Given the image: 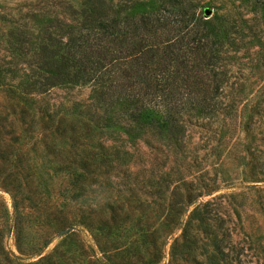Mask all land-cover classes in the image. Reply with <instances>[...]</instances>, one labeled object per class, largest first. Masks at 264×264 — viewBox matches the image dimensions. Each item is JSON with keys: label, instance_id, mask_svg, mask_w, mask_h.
<instances>
[{"label": "rangeland", "instance_id": "rangeland-1", "mask_svg": "<svg viewBox=\"0 0 264 264\" xmlns=\"http://www.w3.org/2000/svg\"><path fill=\"white\" fill-rule=\"evenodd\" d=\"M187 1L225 29L224 80L218 110L183 115L178 143L90 122L87 85L52 90L53 120L0 88V264H264V13ZM55 4L0 0V35Z\"/></svg>", "mask_w": 264, "mask_h": 264}, {"label": "trees", "instance_id": "trees-1", "mask_svg": "<svg viewBox=\"0 0 264 264\" xmlns=\"http://www.w3.org/2000/svg\"><path fill=\"white\" fill-rule=\"evenodd\" d=\"M54 2L60 10L54 16L34 12L36 27L20 24L7 37L0 35L7 46L0 55V88L20 113L45 110L53 120L56 114L43 102L52 90L87 85L88 102L79 113L90 122L111 126L123 120L129 134L150 132L178 143L183 115L218 110L225 29L191 2L83 0L80 7ZM253 4L264 13V0ZM77 154L78 165L87 170Z\"/></svg>", "mask_w": 264, "mask_h": 264}, {"label": "water", "instance_id": "water-1", "mask_svg": "<svg viewBox=\"0 0 264 264\" xmlns=\"http://www.w3.org/2000/svg\"><path fill=\"white\" fill-rule=\"evenodd\" d=\"M205 13H206V14H209V13H210L209 9H206V10H205Z\"/></svg>", "mask_w": 264, "mask_h": 264}]
</instances>
